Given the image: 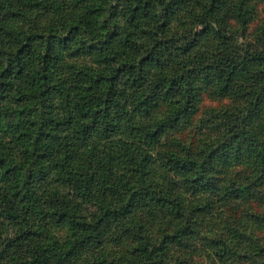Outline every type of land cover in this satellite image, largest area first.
Segmentation results:
<instances>
[{"label": "trees", "instance_id": "trees-1", "mask_svg": "<svg viewBox=\"0 0 264 264\" xmlns=\"http://www.w3.org/2000/svg\"><path fill=\"white\" fill-rule=\"evenodd\" d=\"M0 264H264V0H0Z\"/></svg>", "mask_w": 264, "mask_h": 264}]
</instances>
